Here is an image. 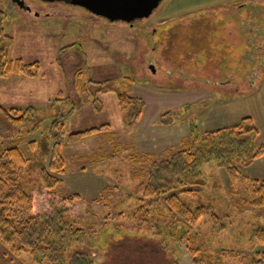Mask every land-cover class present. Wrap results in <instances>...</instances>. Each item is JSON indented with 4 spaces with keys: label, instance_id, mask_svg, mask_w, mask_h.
Segmentation results:
<instances>
[{
    "label": "rangeland",
    "instance_id": "1",
    "mask_svg": "<svg viewBox=\"0 0 264 264\" xmlns=\"http://www.w3.org/2000/svg\"><path fill=\"white\" fill-rule=\"evenodd\" d=\"M0 10L6 12L5 32L13 37L9 56L38 62L33 77H0V105L5 109L0 110V152L18 145L30 157L20 184L35 188L41 166L53 163L50 171L61 180L58 195L82 196L72 218L86 240L76 247L91 252L107 244L102 254L95 249L92 264H192L185 247L161 244L153 233L132 227L129 218L115 217L135 208L126 192L139 188L151 169L150 163H135L132 153L166 159L186 141L250 117L263 153L239 170L252 181H264V0H161L148 18L132 25L91 20L75 7L76 14L69 17L59 9L28 17L0 0ZM117 89L127 92L128 110L140 109L137 120L132 114L127 122L123 119ZM29 105L40 107L47 117L13 123L9 109ZM54 120L63 122L61 134L50 126ZM102 124L109 130L76 143L65 141L70 132ZM220 137L231 142L229 136ZM63 166V174L55 172ZM201 172L207 184L181 198L193 206L210 205L225 228L213 232L203 220L194 230L208 253L220 254L219 264H256L247 256L249 237L264 226V208L242 207L239 195L245 197L248 189L241 184L239 195L234 193L225 169L204 164ZM103 188L109 190L105 195L100 194ZM26 215L20 211L18 216ZM19 251L10 254L0 244V260L37 264L28 249Z\"/></svg>",
    "mask_w": 264,
    "mask_h": 264
},
{
    "label": "trees",
    "instance_id": "2",
    "mask_svg": "<svg viewBox=\"0 0 264 264\" xmlns=\"http://www.w3.org/2000/svg\"><path fill=\"white\" fill-rule=\"evenodd\" d=\"M5 11L0 10V77L10 73H18L27 77L37 74L38 62H25L20 57H10L7 46L13 37L5 32L3 18ZM140 21V20H139ZM84 76V75H83ZM82 81V79H78ZM80 82H78L79 85ZM117 103L121 109L123 119L131 114L137 120L140 109L128 110L125 90L117 89ZM129 97V96H128ZM133 101L136 98L132 99ZM135 106V104H132ZM136 108V107H135ZM37 106L17 107L9 110V117L13 123L20 125L30 116H38L37 121L45 119L47 115L41 113ZM0 110L5 109L0 105ZM20 112V114H18ZM134 112V113H133ZM41 121V120H40ZM133 121L132 123H134ZM52 125L55 132L63 131V122L54 120ZM109 130L108 124L70 132L66 135V143L82 141L86 136ZM113 138V133H106ZM229 136L231 142L224 141L220 135ZM258 129L252 124L250 117H244L232 127L205 132L183 143L169 158L154 160L148 152H133V161L150 163L151 169L144 175V181L132 192H126V200L134 201L136 206L130 212L120 211L116 218H126L132 222V227L143 233H153L163 244L169 242L175 247H185L192 264H219L222 262L220 254L208 253L199 238L198 228L201 221H209V229L213 232L225 228V224L210 205H191L181 197L194 195L201 186L207 184L201 167L204 164L223 168L230 175V189L239 195L238 185H244L250 194L241 197L240 204L248 208L261 210L264 208V181L248 179L240 174L239 168L248 165L254 158L263 153L262 145L256 143ZM44 139V138H43ZM33 141L28 142L32 147ZM31 151V150H29ZM33 155V152L30 153ZM30 157H26L18 145L3 148L0 152V244L11 254L20 250H29L37 264L47 261L50 264H92L95 255L106 250V243L93 247L92 251L79 250L78 244L86 240L85 231L76 227L72 218L73 207H78L82 196L78 193L59 196L58 185L60 178L53 175V163L44 164L40 169L41 181L38 186L30 190L20 184L21 174L28 173ZM63 159H60V164ZM49 166V167H48ZM48 167V168H47ZM65 167L55 168L56 173H62ZM141 173V172H137ZM63 174V173H62ZM138 178V174H135ZM252 183L249 185V182ZM250 186V188H248ZM253 187V188H252ZM251 190L252 192H249ZM245 191V190H243ZM100 194L108 193V188L100 190ZM245 199V200H242ZM117 207V206H116ZM20 211L26 215L19 218ZM107 217V215H106ZM114 217V218H115ZM131 227V228H132ZM131 228H128L129 230ZM134 229V228H133ZM131 229V230H133ZM90 234L94 231L90 230ZM251 247L248 249L256 264H264V226L255 228L250 234ZM92 248V245L89 247ZM94 250V251H93ZM72 251L66 263V257ZM95 252V253H94ZM251 252H253L251 254ZM244 253V252H242ZM93 254V255H92ZM245 256V257H247ZM97 257V256H96ZM95 257V258H96ZM134 259H137L136 257ZM0 264H7L0 260Z\"/></svg>",
    "mask_w": 264,
    "mask_h": 264
},
{
    "label": "water",
    "instance_id": "3",
    "mask_svg": "<svg viewBox=\"0 0 264 264\" xmlns=\"http://www.w3.org/2000/svg\"><path fill=\"white\" fill-rule=\"evenodd\" d=\"M65 1L82 7L111 22L132 25L136 20L149 17L161 0H43ZM151 66H153L151 64Z\"/></svg>",
    "mask_w": 264,
    "mask_h": 264
},
{
    "label": "flooded vegetation",
    "instance_id": "4",
    "mask_svg": "<svg viewBox=\"0 0 264 264\" xmlns=\"http://www.w3.org/2000/svg\"><path fill=\"white\" fill-rule=\"evenodd\" d=\"M44 5L37 4L32 2V0H6V4L12 12L14 10H18L19 12H23L28 17H34L38 15L41 11H46L54 9H59L58 12H60L62 15H65L66 17H69L70 14H76V12H73V7L79 8L81 10H84L83 12L84 17L89 18L91 20H96L97 17H100L98 15H95L91 13L89 10L84 9L82 7L72 5L65 1H52L47 2ZM87 12V13H86ZM81 14V12H79ZM82 15V14H81Z\"/></svg>",
    "mask_w": 264,
    "mask_h": 264
}]
</instances>
